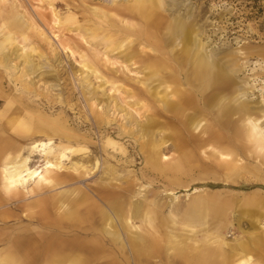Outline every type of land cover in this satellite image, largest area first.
<instances>
[{
  "label": "rangeland",
  "instance_id": "rangeland-1",
  "mask_svg": "<svg viewBox=\"0 0 264 264\" xmlns=\"http://www.w3.org/2000/svg\"><path fill=\"white\" fill-rule=\"evenodd\" d=\"M262 100L264 0H4L0 159L6 146L26 157L47 141L54 156L77 152H66L53 189L31 186L1 203L0 187V216L9 217L0 237L37 234L42 208L48 221L74 225L63 228L67 242L82 243L74 231L84 229L83 203L106 215L115 204L114 216L129 217L137 201L154 210L162 232L150 264H170L175 250L193 264H235L245 250L264 264V145L242 135L244 118L264 130ZM143 141L161 161L145 165ZM133 223L138 230L141 217Z\"/></svg>",
  "mask_w": 264,
  "mask_h": 264
},
{
  "label": "crops",
  "instance_id": "crops-1",
  "mask_svg": "<svg viewBox=\"0 0 264 264\" xmlns=\"http://www.w3.org/2000/svg\"><path fill=\"white\" fill-rule=\"evenodd\" d=\"M56 175H58L57 172L50 174L49 177L54 187L58 185V182L55 181ZM9 198L11 197L2 194L1 203L3 201L8 202ZM79 210L81 212L77 222L81 221L80 223L84 225V229H81L82 233H80V230L74 231V237L84 238L82 243H76L72 240L71 243L67 242L71 231L66 232L63 228H71L72 230L75 228L74 225L64 223L62 219H55L50 222L45 219L46 210L40 208L35 215L37 216L38 226L42 230L37 234L27 235L26 233L21 236L0 237V244H5L0 249V264H150L152 258L158 255L160 242H163L158 223L156 232L148 235L147 246L141 252H138L133 245L131 255L128 252V247H126V259H124L121 256V247L109 241V238L105 236L104 229L109 230L116 237L121 236L117 227L113 226V223H117V221L112 210L109 209V214L106 215L100 205L91 200L83 203ZM69 217H74V215L71 214ZM7 219H9L8 216H0L1 226L6 223L5 220ZM16 222L18 221H14L13 224ZM47 228L52 231H46ZM4 253L9 255L10 258L3 259L1 256ZM176 255H178V252L175 250L172 261L168 259V262H171L170 264H193L183 263L180 258H176ZM79 258H82L81 263H73ZM194 264L199 263L196 260Z\"/></svg>",
  "mask_w": 264,
  "mask_h": 264
},
{
  "label": "bare ground",
  "instance_id": "bare-ground-1",
  "mask_svg": "<svg viewBox=\"0 0 264 264\" xmlns=\"http://www.w3.org/2000/svg\"><path fill=\"white\" fill-rule=\"evenodd\" d=\"M3 2L4 0H0V5L3 4ZM103 15L106 16L105 14ZM104 16H102V18H104L105 20ZM68 21L70 22L72 21V19L68 18L67 22ZM149 21L153 25L159 26L161 24L158 18V15L156 13L149 14ZM11 28H8V27L4 28V30H6L7 33L5 35L3 43L11 42L13 32L15 31L12 25H11ZM157 99L159 101H165L164 97L162 96L158 97ZM262 103H264V100H262ZM242 124H243V127L245 128V131L246 130L248 131V132H244L242 135H245L246 133L247 138L253 139L254 141H257V142H261L264 145V132H263L264 130L260 128V122L258 120L251 119V118H244ZM210 132L211 131H209V128H207L205 129L204 134L207 135V134H210ZM244 137L246 138V136ZM166 143L167 142H163L162 145L165 146ZM106 145L110 147L116 146L114 145V142L112 143L109 140L105 143V146ZM52 146L53 144L51 141L33 143L30 146V148H28V155L26 157L22 156L23 148L18 147V145L17 146L16 145L6 146L5 150H7V152H5V154L0 159V187H1L2 192L6 196L11 197V196L19 194L20 192H24L25 194L31 193L33 192V187L34 188H53L54 184L49 179L50 174L61 172L63 168L61 163L62 161L65 162V160L68 157L66 155L67 154L66 152L70 151L71 153H74L77 151H73L74 148H72V151L71 149H64L58 152L54 156V153H53L54 150ZM142 147H143L142 149L144 150V159H145L146 166H148L149 164L152 165V163H156L162 160V157L159 154V148L157 146L153 145L152 143H145L143 141ZM36 156L40 159V163H43V165L39 166L38 168H31L30 167V164L32 163L31 157H36ZM94 164H93L94 168L97 167V163H94ZM76 167L78 166H75V168L73 169L75 172L78 171ZM80 168H83V165L80 166L79 169ZM84 168H83L84 174L88 175V174H91L93 171V168L91 170H87V168L86 169ZM175 171H178V170L175 169ZM31 186L33 187L28 188ZM130 205L131 207L129 208L132 209V214L129 217L123 216L121 214H118V216L116 215V221L122 227V234L124 235L122 236V238L116 237L113 233H111L107 229H104V230H105V236L109 238V241H111L112 243L118 244L119 247L121 248L128 247V252L131 255L133 245L136 247V251L138 252H141L143 248L147 246L148 235H151L156 232L157 223H156V218L154 214L155 212L152 208L143 207V205L137 203V201H134ZM115 206L116 205L114 204L113 206H110V207H112V210H115ZM195 213L196 212H194L193 210L191 211L189 210L188 212L189 218L192 219L193 216L196 215ZM138 217H141V225L138 227L139 229L137 230L136 226L133 225L134 224L133 221H135V219H137ZM201 225H202V222L199 224V226ZM262 228L264 229V225ZM201 245L202 243H198V242L195 243L191 249H188V252L190 253V250H191V253H197ZM222 245H223L222 241L217 244L219 249L222 247ZM184 247L185 246L182 245V248ZM244 250L245 249H243V251ZM243 254H245V256H241V258L238 259L235 264H254L253 258L248 256V253L246 252V250L244 251ZM183 260H184L183 261L184 263H188L190 259L186 255L183 257ZM206 261L207 260L204 257H201L199 258L198 263L207 264ZM81 262H82V258H79L78 260H75L73 263H81ZM215 263L216 262H214L213 264Z\"/></svg>",
  "mask_w": 264,
  "mask_h": 264
}]
</instances>
